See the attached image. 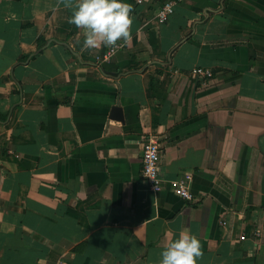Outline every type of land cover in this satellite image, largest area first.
<instances>
[{
	"label": "crops",
	"instance_id": "0c3cea01",
	"mask_svg": "<svg viewBox=\"0 0 264 264\" xmlns=\"http://www.w3.org/2000/svg\"><path fill=\"white\" fill-rule=\"evenodd\" d=\"M127 2L105 59L76 0H0V264H156L185 230L197 264H264V0H183L164 24V0Z\"/></svg>",
	"mask_w": 264,
	"mask_h": 264
},
{
	"label": "clouds",
	"instance_id": "9594fccd",
	"mask_svg": "<svg viewBox=\"0 0 264 264\" xmlns=\"http://www.w3.org/2000/svg\"><path fill=\"white\" fill-rule=\"evenodd\" d=\"M132 6L127 0H76L69 23L83 29L84 45L115 44L127 39L132 23ZM202 255L198 237L180 232L161 250L156 264H197Z\"/></svg>",
	"mask_w": 264,
	"mask_h": 264
},
{
	"label": "built area",
	"instance_id": "2783aa9c",
	"mask_svg": "<svg viewBox=\"0 0 264 264\" xmlns=\"http://www.w3.org/2000/svg\"><path fill=\"white\" fill-rule=\"evenodd\" d=\"M140 1V0H136ZM183 0H164L163 4L156 13L155 19L158 24H164L167 22L168 18L174 12V6ZM120 45L117 43L110 44L108 47L104 58L110 59L115 52L120 49ZM192 73L202 79H208L212 76V71L208 68H195ZM161 152V144L158 139L154 136H148L145 139V143L141 152V176L144 181L148 184L150 189L154 192H158L162 188V180L159 176V165L158 158ZM190 176L185 175L179 178L175 182L177 189V194L187 202H191L194 199L193 194L189 190ZM255 236H259L260 232L256 230L254 232ZM241 240L245 239V235L240 237Z\"/></svg>",
	"mask_w": 264,
	"mask_h": 264
},
{
	"label": "water",
	"instance_id": "95a60500",
	"mask_svg": "<svg viewBox=\"0 0 264 264\" xmlns=\"http://www.w3.org/2000/svg\"><path fill=\"white\" fill-rule=\"evenodd\" d=\"M44 48V47H43ZM43 48H40L37 52H35L34 54H31L27 60L25 62H22V63H26L28 62V60L35 54L39 53ZM112 116L114 115V117H116L117 119H120V121H122V113H121V108L119 107V105L115 106L112 108ZM110 116V117H112Z\"/></svg>",
	"mask_w": 264,
	"mask_h": 264
},
{
	"label": "trees",
	"instance_id": "16d2710c",
	"mask_svg": "<svg viewBox=\"0 0 264 264\" xmlns=\"http://www.w3.org/2000/svg\"><path fill=\"white\" fill-rule=\"evenodd\" d=\"M43 44H44V42L38 41V46H42Z\"/></svg>",
	"mask_w": 264,
	"mask_h": 264
}]
</instances>
